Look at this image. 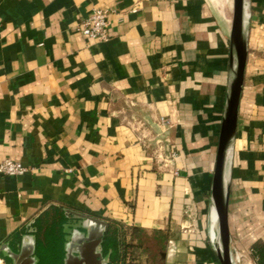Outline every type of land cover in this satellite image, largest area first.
Segmentation results:
<instances>
[{"label": "crops", "instance_id": "1", "mask_svg": "<svg viewBox=\"0 0 264 264\" xmlns=\"http://www.w3.org/2000/svg\"><path fill=\"white\" fill-rule=\"evenodd\" d=\"M201 7L0 0V161L26 168L0 175V264H11L1 246L15 250L52 209L65 218L61 232L71 219L64 210L144 231L181 228L171 242L193 246L186 264H218L208 208L228 58L223 32ZM95 8L110 12L104 42L77 30ZM256 37L250 30L226 168L240 264H256L253 248L264 247V47Z\"/></svg>", "mask_w": 264, "mask_h": 264}, {"label": "water", "instance_id": "2", "mask_svg": "<svg viewBox=\"0 0 264 264\" xmlns=\"http://www.w3.org/2000/svg\"><path fill=\"white\" fill-rule=\"evenodd\" d=\"M247 8L248 0H232L227 86L209 191L208 237L218 264H235L231 255L228 228L226 168L235 135L247 55ZM213 211L215 220L212 219ZM68 214L74 224L68 229L67 222L63 226L62 264H106L108 255H103L101 244L107 223L84 213L64 210L66 217ZM1 250L11 264H37L33 233L22 236L15 250L8 245L1 246Z\"/></svg>", "mask_w": 264, "mask_h": 264}, {"label": "rangeland", "instance_id": "3", "mask_svg": "<svg viewBox=\"0 0 264 264\" xmlns=\"http://www.w3.org/2000/svg\"><path fill=\"white\" fill-rule=\"evenodd\" d=\"M194 2L200 3V7L202 6L200 13H203L207 17L208 23H210L211 25V29L215 28V32H223L224 39L227 43L226 56L228 58L229 57L228 40H229L230 24L232 17V0H193V3ZM196 9L197 8L194 7L193 9L194 13L192 14V16L197 13ZM247 12H248V17L246 21L247 40L250 34V30H252V33L257 36L256 37L257 40H255L256 42L255 44L257 48L259 47L263 48L264 47V6L255 9L254 5L252 4V0H248ZM262 50L263 49H261V51ZM260 52H259V54H261L260 56L264 59V54ZM253 54L254 52L252 53V55ZM49 217L46 224L50 220ZM52 229L51 230L47 229V231L44 234V240H42L41 242L38 241L39 243L36 247L35 254L41 259L40 264H62L60 257H61V253L63 252L62 250L63 246L61 247V243L56 237L54 233V229L53 230ZM126 231H127L126 240H125V244L127 245L126 250L129 254L128 257L135 259V263L186 264L187 252L192 253L193 246H188L189 250L187 251L185 245H181V244L174 245V243L172 244L171 242L173 241L174 237L176 236L178 237L179 234L182 232L181 228H172L171 233L168 230L160 231V232L145 230L140 234L139 240L135 238L131 242L130 240H128V237L130 236V231L127 229ZM42 232H43L42 230L39 232V237L41 236ZM231 255L234 260V263L240 264L241 262L240 259L238 263L235 262V257L237 254L231 252Z\"/></svg>", "mask_w": 264, "mask_h": 264}, {"label": "trees", "instance_id": "4", "mask_svg": "<svg viewBox=\"0 0 264 264\" xmlns=\"http://www.w3.org/2000/svg\"><path fill=\"white\" fill-rule=\"evenodd\" d=\"M48 217L50 218V220L46 224V222L48 221ZM64 220L65 218L62 213L52 209L51 211L45 212L40 218H38L34 222V227H35L34 234H35V240H36L35 250H36L38 243L44 240V234L47 231V229L51 230L52 228L54 229V233L56 237L58 238V240L60 241L61 247H62L63 233L61 232V223ZM126 229L130 231V236L128 237V240H130V242L135 238L139 240L140 234L144 231V230H140L137 228H126L117 223H109L107 225V228L103 235L102 244H101L103 254L108 255L106 264H138V263H135V259L128 257L129 254L126 250L127 245L125 244L126 233H127ZM41 230L43 232L41 233V236L39 237V232ZM156 232H159V231H156ZM253 255L256 259V264H264V247L263 246L256 245L253 248ZM37 258H38L37 264H40L41 259L38 256ZM61 258H62V253H61L60 259Z\"/></svg>", "mask_w": 264, "mask_h": 264}, {"label": "built area", "instance_id": "5", "mask_svg": "<svg viewBox=\"0 0 264 264\" xmlns=\"http://www.w3.org/2000/svg\"><path fill=\"white\" fill-rule=\"evenodd\" d=\"M109 16L108 10L95 8L89 16L78 22L77 30L87 40L104 42L109 38ZM25 170L26 168L17 161L10 159L0 161V175L19 176Z\"/></svg>", "mask_w": 264, "mask_h": 264}, {"label": "flooded vegetation", "instance_id": "6", "mask_svg": "<svg viewBox=\"0 0 264 264\" xmlns=\"http://www.w3.org/2000/svg\"><path fill=\"white\" fill-rule=\"evenodd\" d=\"M73 223H74V220H71V219L68 220L67 225H66V228H67V229H68V228H71L70 226L73 225ZM66 228H65V229H66ZM62 230H63V229H62ZM62 233H63V236H64V232H63V231H62ZM62 246H63V245H62ZM62 250H63V249H62ZM35 255H36V254H35Z\"/></svg>", "mask_w": 264, "mask_h": 264}, {"label": "bare ground", "instance_id": "7", "mask_svg": "<svg viewBox=\"0 0 264 264\" xmlns=\"http://www.w3.org/2000/svg\"><path fill=\"white\" fill-rule=\"evenodd\" d=\"M212 219L215 220V213H214V211L212 212ZM239 259H240V258H239V256L237 255V256L235 257V262L238 263Z\"/></svg>", "mask_w": 264, "mask_h": 264}]
</instances>
